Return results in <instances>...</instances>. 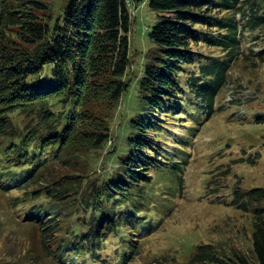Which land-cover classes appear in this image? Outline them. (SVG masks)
<instances>
[{"label":"trees","instance_id":"obj_1","mask_svg":"<svg viewBox=\"0 0 264 264\" xmlns=\"http://www.w3.org/2000/svg\"><path fill=\"white\" fill-rule=\"evenodd\" d=\"M48 1L0 0V187L28 195L18 205L48 264H129L157 230L149 211L167 207L155 199L183 188L190 138L216 112L243 35L264 42V0H148L156 20L133 85L129 0H68L55 19ZM254 55L264 59V43ZM131 86L114 166L91 178ZM230 197L252 217L250 258L202 243L177 264H264V188Z\"/></svg>","mask_w":264,"mask_h":264},{"label":"rangeland","instance_id":"obj_2","mask_svg":"<svg viewBox=\"0 0 264 264\" xmlns=\"http://www.w3.org/2000/svg\"><path fill=\"white\" fill-rule=\"evenodd\" d=\"M67 1H48L53 19L61 15ZM128 5L130 65L124 78L133 85L148 52L147 33L155 23L156 13L148 6V0H129ZM256 34L243 35L242 53L230 70L228 83L218 94L216 112L209 120L204 119L190 138L183 188L175 191L178 194L174 199L169 195L167 199H155L157 205L164 203L167 207L164 211H149L158 219L157 230L144 239L139 255L129 264L184 262L202 243L214 244L228 254L241 251L250 258L252 217L229 200L237 187L264 188V120L258 119L259 115L264 117V59L254 55L264 42L254 39ZM133 94L131 86L117 107L111 121L112 142L91 155V178H103L112 170V146L121 142L119 137L126 127V114L131 113ZM171 185V181L161 180L156 186L167 191ZM27 196L21 189L0 187V263L48 264L49 258L41 249L40 230L24 219L27 207L18 205ZM107 248L102 255L112 257L115 241L109 240Z\"/></svg>","mask_w":264,"mask_h":264}]
</instances>
